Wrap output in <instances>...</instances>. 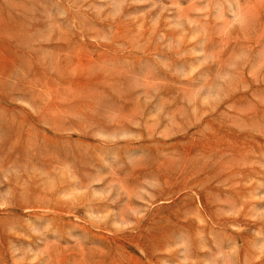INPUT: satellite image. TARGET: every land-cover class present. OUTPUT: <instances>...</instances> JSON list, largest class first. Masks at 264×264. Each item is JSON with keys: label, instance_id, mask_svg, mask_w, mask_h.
Returning a JSON list of instances; mask_svg holds the SVG:
<instances>
[{"label": "rangeland", "instance_id": "rangeland-1", "mask_svg": "<svg viewBox=\"0 0 264 264\" xmlns=\"http://www.w3.org/2000/svg\"><path fill=\"white\" fill-rule=\"evenodd\" d=\"M0 264H264V0H0Z\"/></svg>", "mask_w": 264, "mask_h": 264}]
</instances>
